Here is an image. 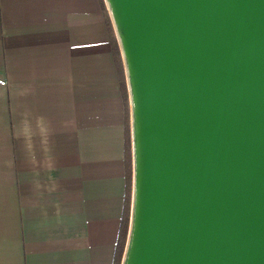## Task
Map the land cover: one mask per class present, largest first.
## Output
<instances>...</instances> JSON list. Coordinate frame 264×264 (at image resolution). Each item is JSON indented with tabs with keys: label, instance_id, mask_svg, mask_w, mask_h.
<instances>
[{
	"label": "water",
	"instance_id": "95a60500",
	"mask_svg": "<svg viewBox=\"0 0 264 264\" xmlns=\"http://www.w3.org/2000/svg\"><path fill=\"white\" fill-rule=\"evenodd\" d=\"M132 104L121 264H264V0H107Z\"/></svg>",
	"mask_w": 264,
	"mask_h": 264
},
{
	"label": "crops",
	"instance_id": "0c3cea01",
	"mask_svg": "<svg viewBox=\"0 0 264 264\" xmlns=\"http://www.w3.org/2000/svg\"><path fill=\"white\" fill-rule=\"evenodd\" d=\"M124 118L100 0H0V264H112Z\"/></svg>",
	"mask_w": 264,
	"mask_h": 264
},
{
	"label": "rangeland",
	"instance_id": "374dc122",
	"mask_svg": "<svg viewBox=\"0 0 264 264\" xmlns=\"http://www.w3.org/2000/svg\"><path fill=\"white\" fill-rule=\"evenodd\" d=\"M101 6L105 15L106 22L110 26V32H111V37L113 39V50L115 51V54H118L119 59H120V65L122 69V76H123V90L122 93L126 95L125 97V107H126V117H125V132H126V155L127 157L129 156L131 159V185H130V198H129V221H130V208L132 204V196H133V129H132V104H131V97H130V91L128 87V81H127V71H126V66L124 62V57L122 53V48L119 40V35L117 33V29L113 20V16L111 14L110 8L108 6L107 0H100ZM129 227V223H128ZM128 233V229H127ZM127 240V235L125 239V244ZM125 248V245H124ZM124 252V249H123ZM123 252L121 256V261L123 257ZM120 261V264H121Z\"/></svg>",
	"mask_w": 264,
	"mask_h": 264
},
{
	"label": "trees",
	"instance_id": "16d2710c",
	"mask_svg": "<svg viewBox=\"0 0 264 264\" xmlns=\"http://www.w3.org/2000/svg\"><path fill=\"white\" fill-rule=\"evenodd\" d=\"M108 25V30H109V34H110V39H111V43H112V50H113V39L111 37V32H110V26ZM113 55H114V59H115V64H116V69H117V73L119 76V80H120V86H121V90H123V72L121 69V65H120V59L118 54H115V51L113 50ZM123 95L124 98V103H125V97L126 95ZM126 107H125V117H126ZM124 136H126V132H125V118H124ZM125 157H124V161H125V173H126V189H125V194H124V203H123V210H122V215H121V219H120V223H119V229H118V235H117V239H116V244H115V251H114V257H113V261L112 264H120L121 261V256H122V252L124 249V245H125V239H126V235H127V229H128V223H129V198H130V185H131V159L130 157L126 155V144H127V140L125 137Z\"/></svg>",
	"mask_w": 264,
	"mask_h": 264
},
{
	"label": "bare ground",
	"instance_id": "6f19581e",
	"mask_svg": "<svg viewBox=\"0 0 264 264\" xmlns=\"http://www.w3.org/2000/svg\"><path fill=\"white\" fill-rule=\"evenodd\" d=\"M109 4V3H108ZM109 8H110V5H109Z\"/></svg>",
	"mask_w": 264,
	"mask_h": 264
}]
</instances>
